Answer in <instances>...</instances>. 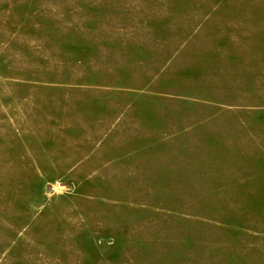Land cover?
Here are the masks:
<instances>
[{
    "label": "rangeland",
    "instance_id": "1",
    "mask_svg": "<svg viewBox=\"0 0 264 264\" xmlns=\"http://www.w3.org/2000/svg\"><path fill=\"white\" fill-rule=\"evenodd\" d=\"M0 264H264V0H0Z\"/></svg>",
    "mask_w": 264,
    "mask_h": 264
}]
</instances>
